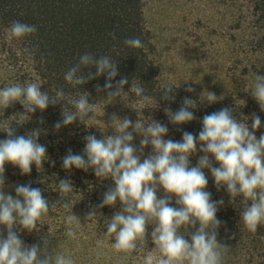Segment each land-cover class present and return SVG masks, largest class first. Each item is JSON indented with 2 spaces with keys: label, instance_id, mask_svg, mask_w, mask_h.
Listing matches in <instances>:
<instances>
[{
  "label": "trees",
  "instance_id": "trees-1",
  "mask_svg": "<svg viewBox=\"0 0 264 264\" xmlns=\"http://www.w3.org/2000/svg\"><path fill=\"white\" fill-rule=\"evenodd\" d=\"M212 1L217 15V25L213 27L217 28L214 39L221 47V67L211 80L190 83L166 79L164 62L158 55L157 43L147 22L145 0H0V80H15L19 84L38 81L42 84L41 91H47L50 96L55 94L54 90L63 89L66 95L78 98L86 91L89 101L95 103L97 108L93 119L81 121L78 118L73 124L56 129L55 124L63 119L65 107L75 111L72 105L58 102L50 104L46 110L37 108L34 113H26L19 101L14 102L22 110L17 113L16 126L11 123L15 135L26 137L33 131L26 120L36 116L41 123L37 128L41 131L38 142L46 146L47 159L40 170L33 164L30 174H22L18 166L6 163L3 191L7 194L8 188L30 183L32 187L40 188L51 204L60 201V179H70L74 192L65 199L75 203L72 212L81 221L78 239L73 240L66 235L65 217L70 212L63 209L61 201L57 203L55 213L50 210V224L38 225L39 231L29 232L21 226L14 228L25 245L39 244L43 247V239L48 238L49 251L53 248L63 251L73 257L75 264H142L144 253H133L132 257L124 259L123 253L112 248L114 237L111 239L106 234V220L123 209L119 200L115 205L99 207L104 193L110 187H115L114 181L96 177L91 168L85 171L75 166L70 170L63 167V157L68 150L85 155L87 135L94 134L98 139H103L106 135L115 134L111 126L113 114L121 119L127 116L133 122L137 119L159 121L169 129L164 139L182 141L184 131L198 138L204 115L229 107L234 117L244 120L249 126L253 122L252 114L259 115L262 126L254 131L257 138L264 134V111L251 91H246L254 84L256 74L264 75V0ZM16 20L36 25L37 32L23 38L8 39L6 30ZM110 32H115V39L108 35ZM211 32H207V35H211ZM188 37L195 45L202 42L198 32ZM128 38H139L144 47L136 49L127 46L124 41ZM25 48L33 51L34 55L26 54ZM17 51L20 55H17ZM84 53H91L97 58L111 56L118 62L119 73L113 84L122 78L128 79L129 83L124 86L125 97L109 99L107 91H100L106 95L107 102L95 97L98 92L96 85L104 86L106 74L75 87L64 79V74L79 62ZM89 71L94 73L96 68L90 66L82 69L85 75ZM133 80L144 87L154 106L140 110L132 107H140L137 97L130 92ZM167 85L174 86V99H162V87ZM189 87L193 91H187ZM209 92L217 96V100L211 104L205 98ZM185 98L195 102L196 107L190 111L196 118L183 124L171 122L166 109L176 112L183 106ZM93 115L89 113V118ZM6 138L8 133L0 129V140ZM141 139V135L134 133L132 143L138 149ZM199 148L197 139V152L189 157L190 167L198 166L200 157L204 155ZM143 153L154 154L153 146L149 144ZM208 155L213 166L219 167L214 156ZM203 171L209 181L205 190L212 194L213 200L224 201L217 212V218L222 221L218 240L230 247L224 264H264V225L259 226L255 234L244 228L240 218L242 197H238L235 203L231 202L226 186L218 190L210 169ZM166 195L165 191L157 194L158 198ZM171 196V206L180 207L176 204V195ZM93 210L96 216L88 220L87 215ZM154 227L155 224L148 225L146 251L155 248L151 239ZM0 231L6 238V226L0 225ZM98 241L103 242L102 246H98Z\"/></svg>",
  "mask_w": 264,
  "mask_h": 264
},
{
  "label": "clouds",
  "instance_id": "clouds-1",
  "mask_svg": "<svg viewBox=\"0 0 264 264\" xmlns=\"http://www.w3.org/2000/svg\"><path fill=\"white\" fill-rule=\"evenodd\" d=\"M37 30L36 25L16 20L6 31L8 39H11L35 34ZM108 35L116 38L115 32ZM124 43L131 48L144 47L139 38H128ZM24 52L34 55L28 48ZM17 55H20L19 51ZM90 66H94L96 71L85 75L82 69ZM118 73V62L111 56L97 58L91 53H84L79 62L64 74V79L75 87L106 74L104 86L96 85V88L98 92L107 91L109 99H113L127 94L124 92V86L129 83L126 77L113 84ZM41 85L34 81L0 88V109L10 107L15 101L24 106L26 113H34L37 108L46 110L50 104L58 102L72 105L75 111L65 107L63 119L55 124L56 129L71 125L78 118L85 121L96 116V104L89 101L88 92L73 98L60 89L54 90L55 94L50 96L47 91H41ZM173 90V85L163 86L162 99H174ZM186 90L193 91L191 87ZM249 90L264 111V75L256 74L254 84L246 89ZM130 92L135 94L140 105L132 106L135 109L154 106L144 87L135 80L131 83ZM205 98L210 104L217 100L212 92ZM194 107L195 102L185 98L179 110L172 112L166 109V112L171 122L183 124L196 118L190 111ZM89 113L94 115L89 118ZM252 120L249 126L244 120L234 117L231 108L224 107L203 116L198 138L184 131L182 141H173L164 139L169 129L159 121L137 119L133 122L127 116L121 119L113 114L111 126L115 134L106 135L103 139L94 134L87 135L84 148L87 159L85 155L68 150L63 157V167L70 170L75 166L85 171L91 168L96 177L114 181L115 187L104 193L99 207L115 205L118 200L123 205L122 211L106 220V234L111 239L114 237L112 248L123 253L124 259L132 257L133 253H144L142 264H224L230 247L218 240L222 221L217 218L219 206L224 201L213 200L212 194L205 190L209 181L203 169H210L218 190L226 186L231 202L235 203L238 197H242L241 222L249 232L257 233L258 227L264 225V134L257 138L254 131L262 126L260 116L253 113ZM0 129L8 133V138L0 140V225L7 228L6 238L0 231V264H75L71 255L57 251V248L49 251L48 238L43 239V247L39 244L28 246L14 231L17 226L29 232L39 231L38 225L50 224V210L55 213L57 203L62 201L63 209L70 212L65 217L66 235L77 240L81 221L72 212L75 203L65 199L74 192L72 181L60 179V201L51 204L42 190L30 183L16 185V196L6 194L3 191L6 163L18 166L22 174H30L33 164L38 170L42 168L43 161L47 159V148L38 142L40 129H34L26 137L15 135L7 122L0 124ZM134 133L142 136L139 149L132 143ZM197 139L200 142L199 151L204 155L200 157L198 166L190 167L189 157L197 152ZM149 144L153 146L154 154L141 162L137 152L142 154ZM209 153L219 167L213 166ZM159 186L168 194L164 198L157 196ZM171 194L176 195V204L180 207L171 206ZM95 216L93 210L88 213L87 219ZM149 224H155L151 232L155 248L146 251ZM102 244L98 241V246Z\"/></svg>",
  "mask_w": 264,
  "mask_h": 264
},
{
  "label": "rangeland",
  "instance_id": "rangeland-1",
  "mask_svg": "<svg viewBox=\"0 0 264 264\" xmlns=\"http://www.w3.org/2000/svg\"><path fill=\"white\" fill-rule=\"evenodd\" d=\"M145 7L148 25L157 43L158 55L164 62L166 79L190 83L211 80L221 67L219 58L222 57L221 47L214 39V31H217V28H213L217 25L214 2L212 0H145ZM210 31H212L211 35H207ZM197 32L202 42L195 45L188 36ZM13 83L18 81L0 80V88ZM95 97L107 102L106 95L102 92H97ZM18 112L22 110L14 102L10 107L0 109V124L7 122L16 126ZM26 123L31 130L41 125L36 116L27 118ZM137 154L140 155L141 162L151 155L141 154L139 151ZM8 189L10 190L7 194L16 195L15 187ZM158 191L165 190L159 186Z\"/></svg>",
  "mask_w": 264,
  "mask_h": 264
}]
</instances>
